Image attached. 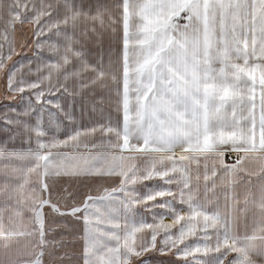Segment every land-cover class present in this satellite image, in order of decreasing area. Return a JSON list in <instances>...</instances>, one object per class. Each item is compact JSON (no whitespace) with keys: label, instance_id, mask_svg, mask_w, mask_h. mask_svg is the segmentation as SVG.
I'll list each match as a JSON object with an SVG mask.
<instances>
[{"label":"snow or ice","instance_id":"1","mask_svg":"<svg viewBox=\"0 0 264 264\" xmlns=\"http://www.w3.org/2000/svg\"><path fill=\"white\" fill-rule=\"evenodd\" d=\"M0 73V264H264V0H0Z\"/></svg>","mask_w":264,"mask_h":264},{"label":"rangeland","instance_id":"2","mask_svg":"<svg viewBox=\"0 0 264 264\" xmlns=\"http://www.w3.org/2000/svg\"><path fill=\"white\" fill-rule=\"evenodd\" d=\"M25 38H32L31 31H27L26 35H22L20 33V31L17 32V41L18 42L23 41ZM106 46L107 45L105 44V47ZM17 51L20 52L21 55L20 56H14L13 61L20 60L22 63L27 65L28 58H33V53L35 52V49H34V47L33 48L20 49L18 46ZM9 66H11V64ZM22 71L24 72L25 76L28 75L27 67H25ZM32 71H33V73L35 72V62H33ZM5 92H6V77L2 73H0V105L7 103V101L4 100ZM108 114H109V112L106 110L105 116H107ZM77 115H79V112L77 113ZM111 117H112L113 121H115L117 118V113L115 112L114 107L111 110ZM96 119H100L98 114L96 116ZM121 119H122V116H121ZM84 122L88 123V120L85 119ZM228 160L230 162L229 158H228ZM101 183H104V181H96V180H92V179L73 180V181L64 180V181H61V183L56 184L55 187L53 188L52 199L54 201H58L61 209L63 210L64 209V200L61 199V196L66 195L64 193L63 189L65 187H68L69 184H71V188H72L73 192H78L80 194H84L90 188H93L94 185L101 184ZM146 183H148L149 186H151L152 183H154V182H146ZM93 194H95V192H93ZM45 213L49 214L48 218L50 221L52 219H55L56 224L51 225V228L55 229L56 232H59V230H60L59 226L60 225H67L68 228L78 229L77 235L82 234V224L76 222L74 219H72V218L63 219V218L59 217L58 215L51 214L50 209H48V208H45ZM149 220H150V216H149ZM53 235H54V233L52 231H50L49 238L52 239ZM64 235H65L66 240L71 239V237L68 236L67 233H65ZM55 239L59 240L60 236L55 235ZM81 247H82V243L78 242L74 246L69 245L68 251L79 252L81 250ZM60 254L62 255L63 253H60ZM44 259H45L46 264H51V258L50 257H48L46 255ZM175 260H176V257L173 255H166L163 257H158V261H175Z\"/></svg>","mask_w":264,"mask_h":264},{"label":"crops","instance_id":"3","mask_svg":"<svg viewBox=\"0 0 264 264\" xmlns=\"http://www.w3.org/2000/svg\"><path fill=\"white\" fill-rule=\"evenodd\" d=\"M3 105H0V107H2ZM20 145H19V142H17V147H19Z\"/></svg>","mask_w":264,"mask_h":264},{"label":"built area","instance_id":"4","mask_svg":"<svg viewBox=\"0 0 264 264\" xmlns=\"http://www.w3.org/2000/svg\"><path fill=\"white\" fill-rule=\"evenodd\" d=\"M230 161H231V158L229 157Z\"/></svg>","mask_w":264,"mask_h":264}]
</instances>
